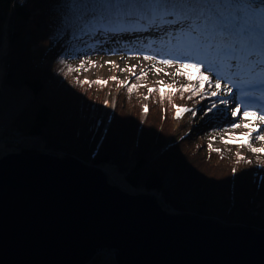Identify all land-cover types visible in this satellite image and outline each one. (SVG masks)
Wrapping results in <instances>:
<instances>
[{
	"label": "trees",
	"instance_id": "obj_1",
	"mask_svg": "<svg viewBox=\"0 0 264 264\" xmlns=\"http://www.w3.org/2000/svg\"><path fill=\"white\" fill-rule=\"evenodd\" d=\"M206 3L225 6L238 4L250 19L257 22L264 20V0H206ZM230 20L231 17L227 16L226 22ZM7 23H10V28L4 31L6 38L2 44L1 36ZM138 26L142 30L137 31ZM173 30V26L169 25L153 27L144 22L101 16L96 12L93 0H0V83L14 89L27 88L32 95L10 125L20 136L15 138L13 131L6 133L7 130L0 127V142L9 141L19 147L15 149L24 151L32 148L21 147L22 137H37L40 151L75 155L85 162L107 169L109 174H114V178L124 182L126 187L121 186L124 190H146L157 194L162 207L170 213L182 209L163 187V174L167 169H172L181 187H191L194 203L201 209L196 210L195 216H209L206 213L219 215L218 209L228 207L230 216L239 215L237 223L240 225L264 230V215L251 211L253 202H244V197L239 196L240 206L235 210V202L227 197V189L216 191L212 185L201 188L204 183L199 182L205 178L211 181L213 176L208 177L199 170L198 164L192 162L197 153L208 159L217 158L216 152L209 150V144L214 142L210 138L222 128H232V124L237 123L230 108V102L237 97L236 91L227 96L205 95L191 100L187 98L190 93H183L182 98L180 92L166 91L163 101L156 91L150 94L148 101V120L138 124L135 117H123V113L116 109L108 125L106 120L91 114L90 108L95 106L96 101L87 98L81 100L83 97L76 92V89H85L84 92L97 93L100 88L105 89L99 84L90 88L88 84L80 83L83 81L82 70L97 55L124 57L135 50L145 53L153 50L156 55L164 53L175 58L178 54L174 44L170 43ZM219 71L231 76L229 83L238 82L247 88L244 81L251 78L249 74L227 68ZM210 75L215 78V73ZM173 79L177 87L188 83L182 76L173 75ZM173 96H180L192 110L185 119L194 126L183 132L179 128L174 132L172 122H169L168 110H172ZM221 99H228V105L220 104ZM213 102L217 103V107L208 112ZM240 104L244 105V102ZM81 105L87 108L78 112ZM59 110L62 113H56ZM185 146H189V149ZM211 147L215 149L212 144ZM203 148L210 152L209 156L202 154ZM219 160H223L222 156ZM226 160H229L228 155L223 161ZM229 182L234 185L236 179L225 177L224 183ZM262 186L264 173L256 182V195L262 196ZM229 201L234 202L231 204L234 209L228 206ZM106 260L112 262L114 259L103 252L91 264H102Z\"/></svg>",
	"mask_w": 264,
	"mask_h": 264
},
{
	"label": "water",
	"instance_id": "obj_2",
	"mask_svg": "<svg viewBox=\"0 0 264 264\" xmlns=\"http://www.w3.org/2000/svg\"><path fill=\"white\" fill-rule=\"evenodd\" d=\"M139 192L75 155L4 154L0 264H91L103 252L116 264H264L263 229L170 213Z\"/></svg>",
	"mask_w": 264,
	"mask_h": 264
},
{
	"label": "snow or ice",
	"instance_id": "obj_3",
	"mask_svg": "<svg viewBox=\"0 0 264 264\" xmlns=\"http://www.w3.org/2000/svg\"><path fill=\"white\" fill-rule=\"evenodd\" d=\"M93 4L96 12L101 16L130 22H144L153 27L173 26L170 43L174 44V50L178 54L175 58L158 59L155 55H143L145 61H154L169 67L175 65L176 71L171 75L182 76L188 82L176 87L174 84L164 85L162 81H158L157 83L160 84L158 89H147L149 94L158 91L161 101L166 91L180 92L182 98L183 93H190L187 97L189 100L197 96L203 98L205 95L217 97L221 94L226 96L232 94L235 84L233 82V86H230L229 83L223 82L231 81L232 78L219 71L222 68L249 74L251 78L244 81L247 88L250 91L261 89L264 92V20L257 22L250 19L238 4L210 5L206 0H93ZM227 16H230L231 20L226 22ZM106 63L112 62L106 61ZM155 63L153 70L160 74L163 69L156 68ZM128 71L131 72L132 68ZM211 73H215L214 79ZM146 75L147 73L142 69L135 79L140 80ZM111 79L117 81L118 86H126L129 94L138 87H145L138 84L129 85L127 81L119 82L115 76ZM80 83L91 86L93 82L84 80ZM94 83L105 86L107 81L98 79ZM248 94L249 92H243L242 96ZM260 101L262 110L259 112L246 104H236L231 112L232 117H237L243 107L242 118L247 122L243 125L233 123L232 128L243 126L248 131L240 136L222 137V143L239 144L241 147L246 146L254 154H264V147H253L251 143L253 139L264 142V132L258 131L259 125H264V96ZM219 103L227 106L229 100L221 99ZM172 107L175 109V119H180L184 113L192 111L176 104ZM216 107L217 103L213 102L207 111L211 112ZM143 111L148 112L147 105L144 106ZM192 114L195 115V112ZM253 133H257L255 137ZM209 150L220 151L213 149L211 144ZM237 160H244V157L237 154Z\"/></svg>",
	"mask_w": 264,
	"mask_h": 264
},
{
	"label": "rangeland",
	"instance_id": "obj_4",
	"mask_svg": "<svg viewBox=\"0 0 264 264\" xmlns=\"http://www.w3.org/2000/svg\"><path fill=\"white\" fill-rule=\"evenodd\" d=\"M10 23H7V26L4 27L3 34H2V44H4L5 41V34L4 31L8 29L9 31ZM98 29V28H97ZM142 30L141 26H138L137 31ZM11 31V30H10ZM4 35V36H3ZM148 47V45H147ZM7 48V46H6ZM164 51V50H162ZM131 55H125L124 57H120L117 55H107V54H100L96 57L90 59L88 64L84 67L82 70V80H88L92 81V86H96L97 84L94 83L96 80H104L107 81V84L105 85V89L100 88L99 91L94 92H84V90H77V94L81 95L83 99L87 98L89 100L96 101L95 106L91 107V114L92 115H98L100 120H106V123L110 122V119H113V116L116 114V109L120 110L121 113H123V117L126 118H133L135 117L136 121H138V124H142L145 120H148L150 114H147L143 111V108L145 105L148 107V101H150V94L148 93V88H159L160 84H158V81H162L164 85L168 84H174L176 87L178 84H176L175 79H173V73L176 71V67L173 65L171 67L165 66L162 64L155 63L154 61H145L143 59V55L149 54V55H155L158 59L159 58H171L172 56H168L164 53L160 55H156L155 52L145 53L143 50H135L134 53H130ZM106 61H111L112 63H106ZM155 63L156 68H161L163 71L160 74H157L153 70V64ZM129 68H132V71H128ZM144 70L147 75L137 80L135 79V76L140 74L141 70ZM123 70V71H122ZM164 73H169L170 75H165ZM117 77V80L119 82L127 81L129 85L131 84H138V85H145V87H138L136 88L131 94L128 93L126 86H118L117 81H113L111 77ZM223 82L229 83V81L225 80ZM230 86H233V83H229ZM235 86H233V91H236L237 97H235L234 101L230 102V108L232 110L235 108L236 104H240L244 102L245 104L249 105L247 103L249 99V95L252 92H255L257 94H262L264 92L261 91V89H256L254 91H250L249 89L242 87L238 82H234ZM90 87V86H89ZM91 88V87H90ZM118 88V90H116ZM243 92H249V95L242 96ZM31 92L27 88H9L6 86H2L0 83V127L7 130L6 133L14 132L15 138L19 137L20 134L17 130L11 129L10 125L11 122L14 121L16 118H18L19 113L22 112L24 106L30 101L31 99ZM264 96V95H263ZM145 97H148L145 99ZM107 101V103H105ZM173 104H176L178 106L187 107L190 109L189 106H187L186 103L183 102V99L180 96H173L170 107L172 108L171 111L168 110V116H169V122H172V127L174 128V132L177 131L179 128L180 132H183L185 129H189L193 127L194 125L186 121L187 113H184L183 116L180 119H175V109L172 107ZM86 105H81L78 107V112L80 110L86 109ZM257 110L258 112L262 110V108L259 109H253ZM60 112L59 111H56ZM62 113V112H60ZM243 113V107H241V111L238 113L235 122L243 125L247 121L242 118ZM137 114L139 118H137ZM60 115V114H58ZM119 115V114H118ZM189 117V116H188ZM183 128L180 129V127ZM222 130V131H221ZM219 130L215 137L214 142H211V144L216 147L215 149H220L219 152H216V157L218 158H205L200 155V153H197L193 157V163H196L199 165V170L205 172V174L208 177H211V181L208 178H205L202 182L204 183L201 185V188H203L205 185H212V188L214 190H223L227 189L228 191V198H231V200L235 202L229 201V207L236 206L235 210L239 209L240 201L239 196H243L242 199L244 202L250 200L253 202L254 205H251V211L255 213V211L258 214H261L260 216L264 215V188L263 191H261L262 196H258L255 194V185L256 182L259 181L262 177V174L264 171L262 170L264 168V154H254L252 152L248 153L249 149L245 147H241L239 144H224L221 142V138H227L228 136H240L248 131V129L244 128L243 126L240 128H222ZM258 131L264 132V125H259ZM257 133H253V137H255ZM22 137V135H21ZM253 147H264V142L257 141L253 139L251 141ZM21 147H29L32 149L40 150L39 147V139L37 137H22L21 141ZM203 146V145H202ZM186 147V146H185ZM19 148L16 145H12L9 143V141L4 142L1 144L0 142V151L1 156L4 154L12 153L14 151H19ZM187 150L189 149V146L186 147ZM228 151V152H226ZM215 152V151H214ZM60 153V152H57ZM203 155H210L209 151H206L204 148L202 150ZM237 154L244 157V160H237ZM225 155L229 156V160L223 161L225 159ZM220 156H222L223 160H219ZM78 157V156H76ZM80 158V157H78ZM81 159V158H80ZM250 161V163H249ZM233 169H235V172H233ZM106 172L109 175L111 184H117L119 187H126L124 182L117 178H114V174L110 173L105 169ZM230 180L233 178L236 179V183L234 185H231L230 182L228 184H225V177H229ZM215 178V180L213 179ZM163 185L164 189L166 191H169L170 195L168 196L172 199V201L175 204H178L180 207L184 209V213L181 214H195L197 209H200V207L194 203L193 194L191 191V187H185L178 183V178L175 176V173L172 169H167L165 173L163 174ZM215 186V187H214ZM121 187V188H122ZM264 187V186H262ZM123 189V188H122ZM243 189H247V191H244ZM124 190V189H123ZM140 193L139 191H136ZM136 194V193H133ZM237 195L236 198H234V195ZM231 204H234L231 205ZM224 208V207H223ZM231 209V208H230ZM201 210V209H200ZM219 210V215H213L214 213H206L209 216L217 219L216 217H219V221H221L223 224L228 225H235L236 223H228V221L231 222H238L240 217L239 215L233 214L230 216L228 207H225V209H222V207ZM234 210V211H235ZM232 211V212H234ZM206 212V211H205ZM255 215V214H254ZM230 216V217H229ZM229 217V218H228ZM102 264H116L115 260L112 262L110 260L104 261Z\"/></svg>",
	"mask_w": 264,
	"mask_h": 264
},
{
	"label": "bare ground",
	"instance_id": "obj_5",
	"mask_svg": "<svg viewBox=\"0 0 264 264\" xmlns=\"http://www.w3.org/2000/svg\"><path fill=\"white\" fill-rule=\"evenodd\" d=\"M262 104V103H261ZM216 148V147H215Z\"/></svg>",
	"mask_w": 264,
	"mask_h": 264
}]
</instances>
